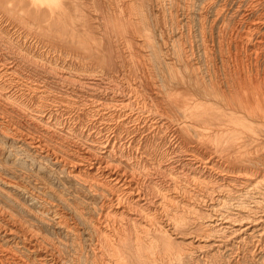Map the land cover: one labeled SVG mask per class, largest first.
I'll list each match as a JSON object with an SVG mask.
<instances>
[{"label":"bare ground","instance_id":"1","mask_svg":"<svg viewBox=\"0 0 264 264\" xmlns=\"http://www.w3.org/2000/svg\"><path fill=\"white\" fill-rule=\"evenodd\" d=\"M71 2L76 6L74 0H0V100L12 109L33 110L47 134L53 126L50 122L65 126L69 116L57 120L48 108H42L43 102L31 107L33 93L45 89L29 80L30 75H23V80L15 72L36 68L40 59L26 35L15 24L10 26L3 13L28 8L62 19ZM106 4L99 35L107 45L105 54L121 58L125 51L114 37L130 33L137 49H129V54L139 56L138 62L154 75L144 79L152 91L149 97L154 99V95L163 103L154 114H166L172 126L156 119L149 109L132 107L129 99L107 112H100L96 104V110L89 106L86 112L91 126L73 129L86 141L64 145L63 153L48 146L41 135L19 134L13 121L0 114V136L45 160L57 177L79 183L70 189L76 201L73 205L62 188H51L49 180L37 178L30 185L22 175L0 174V264H79L78 256L72 259L63 253L62 237L80 254L90 252L96 264H147L142 255L147 252L153 260L159 245L167 259L183 262L203 246V238L198 240L191 229L196 216L201 218L202 236L235 225L233 230L239 232L244 220L232 219L228 212L236 210L235 214L247 219L250 204L260 206L264 201V0H106ZM172 110L176 119L165 113ZM105 114L112 119V127L107 122L92 126L104 121ZM140 119L162 129L171 148L190 144L183 149L184 159L164 161L171 152L169 148L163 151L156 160L159 182L136 176L134 167L147 164L145 148L140 143L132 145L130 128L138 123L124 129L129 136L125 142L120 139L122 126ZM4 152H0L4 168L16 163L15 149ZM173 164L193 170L178 176ZM48 194L70 206L68 210L47 201ZM87 198L92 202H86ZM174 237L187 240L177 245L178 251Z\"/></svg>","mask_w":264,"mask_h":264},{"label":"rangeland","instance_id":"2","mask_svg":"<svg viewBox=\"0 0 264 264\" xmlns=\"http://www.w3.org/2000/svg\"><path fill=\"white\" fill-rule=\"evenodd\" d=\"M74 2L76 6H74L72 2L69 3L65 13L62 15V19L57 18L56 16L51 17L45 13L35 12L34 10L28 8L21 10L14 9L17 11L15 13H12L10 10H6V12L3 13L5 18L11 22L10 26L15 24L13 26L18 27L19 31L23 35H26L28 38L27 43L30 42V45H33L32 49L34 51L37 49L36 53L38 54V59H40V63L36 68L27 66L23 70L22 74L18 71L15 72L17 75H21L20 77H22L23 80H26L23 75H30L31 78H29V80L35 81L38 85L45 89L43 92L33 93L34 95L32 101L30 102L31 105L33 104L31 107L35 108L34 106H36V104L43 102L42 108H48V111L56 115L57 120L62 121L67 118L65 116H69V118L65 120V122L68 124L62 126L61 124L58 125L56 121L51 120L53 122L50 123L53 124V126L49 128V133L47 134L43 131V122H40L34 117L35 112L33 110L24 112L17 108L12 109L9 108V106H5L1 100L0 114L5 115L7 118L13 121L12 123L17 127L19 134H22L25 137L26 135L34 137L41 135L45 139V142L48 144V146L63 153H66L65 146H68L69 144L71 145L73 141L80 143L86 141L82 135L77 134V131L75 132L73 129L77 128L80 130V127H87L88 125L91 126V123L89 122L90 116L87 113L89 106L90 108L96 110V104L97 107L100 108V112H103V110L104 112H107L108 110L110 111L115 109V107L120 104L122 99H129L128 101L131 102L132 107L137 105L136 107L142 106L141 108L143 109L151 110V113H153L152 115H154L156 119L165 120L167 122L166 124L171 127L173 120L171 121L170 119L166 118V114H164V117H161L157 114L155 116L154 114L158 108L163 106V103L158 97H154V95H152L154 99L149 97V93L152 91L145 86L144 79L148 75L151 78L154 77V75L149 72L146 65L140 64L138 62V60H142L139 58V56L134 57L133 55L129 54V49H131V51L133 49H137L135 48L134 43L131 42L132 40L130 33L128 31H124V34H118L114 37L120 43L119 48H121L122 51H125L122 53L121 58H118L116 55L108 57L105 54V47L107 45L99 35H101L100 29L102 28L101 22L104 13L108 9L106 0H94V2L93 0H74ZM4 4L8 5L9 7L11 6L9 2ZM112 13L113 12H111V14ZM152 13L155 15V10H152ZM86 34L88 35L87 37ZM119 35L120 37H118ZM93 39L96 40L95 43ZM102 43L104 44L102 45ZM97 51H100L101 53ZM193 51L194 55L196 56V49ZM110 59H112L111 62H109ZM57 70L59 71L57 72ZM62 70L64 72H62ZM121 81L125 83H122ZM23 93V96H25L28 91L26 90ZM41 95L46 96L45 99L40 98L39 96ZM134 99L136 102H134ZM99 104H101V106H99ZM152 107L155 110H153ZM165 113L169 114L168 116L170 118H177V115L173 110L166 111ZM94 117L97 118L96 115H94ZM108 117L109 116L105 114L104 121L98 120L92 126L100 127L103 122H107L109 126L112 127V119H108ZM77 122L78 126L75 125ZM127 123L128 126H122V130L119 131L120 139L125 142L129 136H126L124 129H128L129 126L132 127V125H130L132 123H138V127L136 126L135 128H130V131L133 135L131 137L132 145L133 147H136V144L140 143V146L145 148L146 157L143 159L147 163L145 164L146 166L144 165L145 167H143L138 165L140 167H134L136 176L140 180L146 181L148 179H153V181L156 180L159 182L158 178L161 174L158 170V164L156 163V160L162 158L163 151L166 150V148H169L171 154L163 157V159H165L164 161L169 160L172 162L173 159H184L187 157L183 149H185L190 144H184L182 146L171 148L168 137H163L162 129L156 127L154 124L152 125L150 120L140 119L138 122L130 121ZM17 145L18 144H16L11 138L0 136V152L1 150H5V155L10 149H15L14 155L17 157L16 163L9 164V166L5 164L7 166L5 168L3 167V164L0 163L1 176L8 175L15 177L22 175L26 177L28 180L27 182L30 183V185H35V183H37V178L38 181L49 180L48 182L51 185V188L53 190L62 188L65 193H68H64L65 197H67L68 201L74 205L76 201L69 193L71 186H79V183L75 182L73 179L67 180L65 177H57V174L52 173L54 168L53 166L50 164L48 165L43 159L32 157L29 152L24 150L23 147H18ZM173 165V171L178 176H182L184 172L188 173L190 171L192 172L193 170L185 165ZM10 169L11 171H9ZM180 182L182 183L184 180L181 178ZM45 199L49 202L52 201L56 203L57 207L62 209L64 212L68 210L67 207H70L65 204L58 203L57 199L50 194H48V196L46 195ZM86 202L89 203L92 201H89V198H87ZM196 206H198L201 210L204 207L201 204H197ZM221 210L225 211L224 209ZM250 210L251 215L247 219L235 214L234 212L236 210H230L228 212L230 213L232 219H241V221L244 220L242 221L244 224L240 228L241 230L239 232L233 230L235 227H238V225H235L233 228H228L224 231H214L208 237L202 236L205 233L202 230V226H200L201 218L196 216V226L191 229H195L193 231L196 232V238L198 240L199 238H203V242L201 241L203 246L197 248L198 251H196L195 255L185 256L183 262L179 261V259H167L163 245H159L157 248L158 253L155 255V257L152 255L153 260H149V258H147V252L142 255V258L143 260H147V264H165L166 262H168L167 264H264V201L260 206L250 204ZM173 235L174 234H172V236ZM50 237L53 240H56V236L53 235ZM61 239L66 243V247L63 249L65 256L72 259L78 256L79 264H96V258H94L90 252L87 253L85 250V253L80 254L78 250L71 246L70 242L65 237H62ZM186 241L187 240L184 239L182 240V238L174 237L173 243L175 244V250H180L177 245L179 244V246H181L182 244H186Z\"/></svg>","mask_w":264,"mask_h":264}]
</instances>
